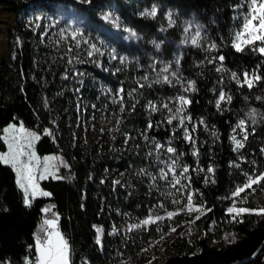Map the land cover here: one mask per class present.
I'll return each mask as SVG.
<instances>
[{"label":"trees","instance_id":"1","mask_svg":"<svg viewBox=\"0 0 264 264\" xmlns=\"http://www.w3.org/2000/svg\"><path fill=\"white\" fill-rule=\"evenodd\" d=\"M116 2L128 27L153 42V48L167 43L166 49L172 50L177 42L170 27L172 20L177 26L189 20L201 26L203 42L183 50L180 65L193 89L186 94L180 83L164 81L139 87L133 85L131 71L108 63L107 73L90 68L91 78L76 84L66 77L62 65L54 69L45 65L46 49L39 36L19 24L13 56L0 59V154L6 151L3 128L23 124L40 134L39 155L62 152L72 171L70 179L41 181V188L50 196L36 199L29 207L16 183V173L0 163V264H37V238L42 242L49 234L46 220L57 222L70 246L71 264H132L138 260L133 241L122 234L106 235L101 247L95 226L102 224L109 231L111 216L120 223L127 215L144 219L161 199L146 184V177L135 170L138 157L132 152L82 149L66 140L62 132L78 120L80 96L106 116L112 110L113 125L120 133L147 132L150 139L171 147L183 171L184 159L190 168L187 178L194 203L205 212L177 231L159 264H264V214H257L264 209V180L242 192L245 201H238L235 195L250 177L264 174V54L256 44L242 51L233 47L240 0ZM139 6L154 9L156 14L141 16ZM0 8L19 16L27 8V0H0ZM147 47L145 43L143 48ZM257 76L259 80L254 79ZM246 77L252 79V87ZM98 82L114 93L122 90L121 100L110 103L97 90ZM184 96L188 100L186 116L193 124L189 144L172 112L178 98ZM241 125L242 147L236 150L233 136ZM111 171L123 175L121 184L112 185L107 179ZM237 201L250 211L232 215L229 209ZM175 221L181 225L185 218L177 215ZM158 232L151 226L136 239L149 241Z\"/></svg>","mask_w":264,"mask_h":264},{"label":"rangeland","instance_id":"2","mask_svg":"<svg viewBox=\"0 0 264 264\" xmlns=\"http://www.w3.org/2000/svg\"><path fill=\"white\" fill-rule=\"evenodd\" d=\"M138 9V14L141 16L156 14L154 9H147L145 6H139ZM93 10L96 11V14H93ZM249 14L250 0H240L235 14L234 44L237 43V34L243 32V26ZM21 23L34 30L39 36L40 45L46 49L45 65L50 69L62 65L66 77L76 84L81 83L80 85H82L84 81L91 78L90 68H98L107 73L109 68L105 63H108L125 71H131L133 85L136 84L139 87L145 86L149 82L155 84L164 81L169 84L180 83L186 94L193 89L191 82L181 72L180 65L183 50L203 42V30L195 20L184 21L178 26L175 20L170 22L177 42L172 44V50L169 51L166 49L167 43L159 44L153 48V42L146 41L144 36L131 30L126 20L121 17L116 0H27V8L19 16L10 9L0 8L1 60H8L13 56L12 46L19 37V24ZM244 38L242 36L241 40ZM145 43L151 48H143ZM255 44L258 49L264 47V43L260 41H256ZM247 45L250 44L242 43V49ZM247 81H252V79L246 77V83ZM98 83L97 90L102 96L107 97L110 103L115 104L121 100L122 90L114 93L111 87ZM79 98L81 99L79 101V118L71 126L66 125V131L62 132L66 140L82 149L97 147L107 153L115 154H122L125 151L132 152L135 157H138L134 159L137 163L135 170L146 177V184L161 199L157 208L144 219L127 215L122 218L120 223L117 222L115 216H111L109 231H105L102 224H97L95 229L98 243L103 247V238L106 235L112 237L122 234L129 241H133L138 250V260H133L132 264H141L140 262H143L142 264H159L163 261L166 244L176 237L177 231L180 228L184 230L189 227L205 212L202 207L194 203L193 192L187 178L190 168L184 159L183 171L178 156L173 153V150L169 151L170 146L150 139L147 132L139 133V130H134L133 134L120 133L119 128L113 125L115 116H113L112 110L106 116L103 111L95 109L88 99L82 98V96ZM180 98L172 112L180 121V126L184 128L186 143L189 144L193 124L191 119L186 116L188 100L185 96L183 100ZM10 127L14 131L5 132V129ZM27 133L33 135L28 136ZM237 133L233 136V143L234 138L241 142L239 137H242L244 133L243 125L241 128L239 127ZM47 134L52 135L50 132ZM1 136L6 144V151L1 154L8 152L7 140L24 146L25 155L21 157L23 161L27 162L30 152H34L38 158L33 160L32 164L40 191L33 199L31 190H29L31 204L38 198L50 196L41 194V192H46L40 186L41 181L71 178L72 166L62 152L43 156L37 153L36 145L41 136L35 130L28 129L23 124L12 123L3 128ZM52 137L55 138V136ZM29 142H31V147H29ZM234 147L236 150L241 148L236 143H234ZM59 148L61 151L63 150L62 147L59 146ZM185 169L187 170L185 171ZM41 175L44 176V179H40ZM107 179L112 185H119L123 182V175L120 172L111 171L108 173ZM189 197H191L192 211H189L188 207ZM238 201L232 208L245 209L239 206ZM169 213H173V215L169 216ZM177 215H183L185 218L181 225L175 221ZM232 215L237 217L240 214L232 213ZM145 221L150 222L145 223ZM151 226L159 229L155 238L149 241L136 239L139 234H146ZM57 232L62 237L58 231L57 222L54 221V226H49V234L46 239L55 240ZM70 253V246L67 244V264H71ZM127 261H131V259Z\"/></svg>","mask_w":264,"mask_h":264},{"label":"snow or ice","instance_id":"3","mask_svg":"<svg viewBox=\"0 0 264 264\" xmlns=\"http://www.w3.org/2000/svg\"><path fill=\"white\" fill-rule=\"evenodd\" d=\"M154 14V10H153ZM244 36L245 38L241 40V37ZM256 41H260L261 43H264V0H250V14L249 17L246 18L244 26H243V32L237 34V43L233 45V47L236 48L237 51H242L241 44H255ZM261 54H264V47H260L258 49ZM222 60L223 57H220ZM255 80H259L260 77H254ZM248 86L252 87V81H247ZM181 100L184 98L181 97ZM221 99H223V96H221ZM229 99H231L229 97ZM219 107V103H218ZM241 124H243V121H241ZM14 131L13 128L5 129V132ZM26 135L32 136L33 134L27 133ZM36 138V137H33ZM13 140H15V137H13ZM6 143H8V152L4 154H0V163L7 164L12 167L13 171L16 173V183L20 187V189L24 192V203L25 206H31V201L29 199V190H31V196L34 199L35 195L39 190V185L36 183V177L34 175V168L32 161L38 159L35 156L34 152L28 153V160L27 162L23 161L21 157L25 155V152L23 150V145H16L13 142H9L6 140ZM234 143L237 144L238 147H242V144L240 141H236L234 138ZM29 147H31V142H29ZM169 151H172V149H169ZM187 169H185L186 171ZM209 172L212 171L211 168L208 169ZM40 179H44V176L41 175ZM264 180V174H261L260 176L256 178H249V181L246 185H244L241 188H238L235 195H239L241 192H243L246 188H251L253 184H257L260 181ZM42 195H50L46 192H41ZM189 199V211H192V205H191V197ZM198 210V209H197ZM44 211H48V209H44ZM250 211L248 209H236L231 208L229 209L230 213H236L237 215ZM257 214H264V209H260ZM173 213H169V216H172ZM198 218V217H197ZM150 221H145V223H149ZM46 224L49 226H54V221L46 220ZM174 230V229H173ZM99 231V230H98ZM51 235V234H50ZM56 239L53 240L49 238L48 240L41 242L39 238H37V264H67V243L63 240V238L60 236V234L57 232L55 234Z\"/></svg>","mask_w":264,"mask_h":264},{"label":"built area","instance_id":"4","mask_svg":"<svg viewBox=\"0 0 264 264\" xmlns=\"http://www.w3.org/2000/svg\"><path fill=\"white\" fill-rule=\"evenodd\" d=\"M243 198L244 197H242V192L238 196L236 195V199H238V200L245 201Z\"/></svg>","mask_w":264,"mask_h":264}]
</instances>
